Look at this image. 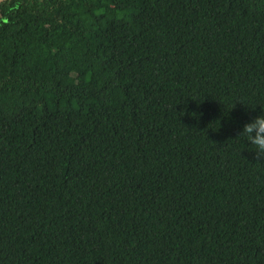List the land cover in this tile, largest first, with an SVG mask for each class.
Returning a JSON list of instances; mask_svg holds the SVG:
<instances>
[{
  "label": "trees",
  "instance_id": "16d2710c",
  "mask_svg": "<svg viewBox=\"0 0 264 264\" xmlns=\"http://www.w3.org/2000/svg\"><path fill=\"white\" fill-rule=\"evenodd\" d=\"M264 0L0 3V264H264Z\"/></svg>",
  "mask_w": 264,
  "mask_h": 264
},
{
  "label": "clouds",
  "instance_id": "9594fccd",
  "mask_svg": "<svg viewBox=\"0 0 264 264\" xmlns=\"http://www.w3.org/2000/svg\"><path fill=\"white\" fill-rule=\"evenodd\" d=\"M238 137H243L258 161H264V114L258 115L248 123L244 124Z\"/></svg>",
  "mask_w": 264,
  "mask_h": 264
},
{
  "label": "water",
  "instance_id": "95a60500",
  "mask_svg": "<svg viewBox=\"0 0 264 264\" xmlns=\"http://www.w3.org/2000/svg\"><path fill=\"white\" fill-rule=\"evenodd\" d=\"M4 1H6V0H0V3L4 2Z\"/></svg>",
  "mask_w": 264,
  "mask_h": 264
}]
</instances>
